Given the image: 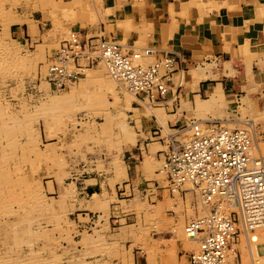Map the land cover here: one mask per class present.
Masks as SVG:
<instances>
[{"label": "rangeland", "instance_id": "rangeland-1", "mask_svg": "<svg viewBox=\"0 0 264 264\" xmlns=\"http://www.w3.org/2000/svg\"><path fill=\"white\" fill-rule=\"evenodd\" d=\"M127 1L142 0H0V264H188L196 244L184 246L182 229L203 210L194 190L169 193L158 174L167 142L182 144L190 120L239 129L246 120L264 157V103L252 97L196 105L175 128L166 117L169 140L140 98L125 110L121 85L118 99L107 94L95 54L64 91L48 85L46 60L69 31L92 36ZM122 114L133 145L124 144ZM130 155L155 167L129 180ZM238 249L239 264H264V230Z\"/></svg>", "mask_w": 264, "mask_h": 264}, {"label": "built area", "instance_id": "built-area-1", "mask_svg": "<svg viewBox=\"0 0 264 264\" xmlns=\"http://www.w3.org/2000/svg\"><path fill=\"white\" fill-rule=\"evenodd\" d=\"M92 54L127 92L149 106L163 105L177 59L162 57L147 63L153 55L151 49L128 52L102 32L83 37L78 31H69L46 61L45 81L56 91L64 90L89 68ZM188 134L179 146L168 142L158 171L170 193L191 187L200 203L208 207L206 214L183 227V234L196 244L188 254V264H239L240 239L246 236L255 246L264 230V158L255 157L251 130L246 127L232 129L192 121Z\"/></svg>", "mask_w": 264, "mask_h": 264}, {"label": "crops", "instance_id": "crops-1", "mask_svg": "<svg viewBox=\"0 0 264 264\" xmlns=\"http://www.w3.org/2000/svg\"><path fill=\"white\" fill-rule=\"evenodd\" d=\"M105 1L112 4L113 0ZM99 32L107 39L126 47L128 52L151 49L153 55L145 59L147 63L162 57L177 59V70L163 103L167 114L163 109H154L156 107L147 105L143 110L145 116L156 120L169 140L173 135H169L166 129L165 118L175 117L173 125L167 124L175 128L184 118H193L195 106L200 107L201 103L223 104L226 100L237 101L238 97H243V104L249 102L246 97H252L257 102V108H260L259 104L264 103L261 98L264 85V0H142L136 3L127 1L116 8L112 18L100 25L99 30H94L92 36L87 33L82 36L96 37ZM81 64L85 65L86 62L81 61ZM88 67L90 68V65ZM101 81L107 94L118 99L119 93L115 84L111 83L108 77L106 82L105 78ZM122 89L125 91L123 87ZM125 93V110H132L134 96L126 91ZM168 103H172L171 110L167 106ZM181 104L183 109L180 111ZM124 116L122 114L120 122V128L125 135L124 144L133 145L137 135L128 129ZM206 120L200 118L199 121L190 120L189 123L194 121L206 124ZM242 123L246 124L248 121ZM219 125L234 129L225 120ZM186 140L187 138L184 142ZM158 150L161 148L152 152ZM129 158L132 159L130 165L126 166L129 180H142L141 177L147 170L155 167L150 161L137 162L138 157L134 155ZM198 199L204 215L208 207L200 203L199 196ZM163 205L165 207L167 203H161V206ZM183 236L185 247L194 243L184 234Z\"/></svg>", "mask_w": 264, "mask_h": 264}, {"label": "bare ground", "instance_id": "bare-ground-1", "mask_svg": "<svg viewBox=\"0 0 264 264\" xmlns=\"http://www.w3.org/2000/svg\"><path fill=\"white\" fill-rule=\"evenodd\" d=\"M107 77H108V79H109V81L111 82V83H113V84H115V83H118V82H116V81H114L108 74H107ZM119 85H121L123 88H124V90L126 91V89H125V87L121 84V83H118ZM127 92V91H126ZM128 94H130V95H132L131 93H129V92H127ZM147 105V104H146ZM147 106H149V105H147ZM149 107H152V106H149ZM247 127L246 128H249L250 130H251V135H253L252 133V129H251V125H249L248 123H246L245 124ZM223 126V125H222ZM224 127H226V126H224ZM186 142V141H185ZM185 142H183V143H185ZM252 146H253V152H254V155H255V157H258V158H264L263 156H261L260 154H259V151H258V149H257V146L256 145H254V143H253V137H252ZM208 212V211H207ZM190 240V239H189ZM247 245H249V244H247ZM107 251V250H106ZM252 260V259H251Z\"/></svg>", "mask_w": 264, "mask_h": 264}]
</instances>
